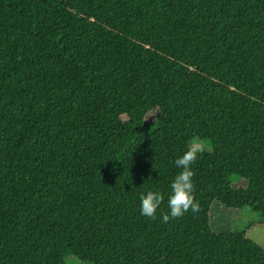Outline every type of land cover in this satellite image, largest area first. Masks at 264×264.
<instances>
[{
    "label": "trees",
    "instance_id": "obj_1",
    "mask_svg": "<svg viewBox=\"0 0 264 264\" xmlns=\"http://www.w3.org/2000/svg\"><path fill=\"white\" fill-rule=\"evenodd\" d=\"M215 202L264 219V0H0V264H264Z\"/></svg>",
    "mask_w": 264,
    "mask_h": 264
},
{
    "label": "clouds",
    "instance_id": "obj_2",
    "mask_svg": "<svg viewBox=\"0 0 264 264\" xmlns=\"http://www.w3.org/2000/svg\"><path fill=\"white\" fill-rule=\"evenodd\" d=\"M204 145L201 142L196 149L191 145L184 154L177 158L174 163L181 171L175 176L170 184L171 192L167 198L168 211L161 213L162 222L167 223L170 219L181 218L190 210L195 213L199 210V205L194 197V172L191 165L195 163L198 151H204ZM140 214L152 220L156 219L157 210L164 202L165 197L158 191H148L141 194L140 197Z\"/></svg>",
    "mask_w": 264,
    "mask_h": 264
},
{
    "label": "rangeland",
    "instance_id": "obj_3",
    "mask_svg": "<svg viewBox=\"0 0 264 264\" xmlns=\"http://www.w3.org/2000/svg\"><path fill=\"white\" fill-rule=\"evenodd\" d=\"M157 116V112H152L147 116L146 120L153 123ZM200 143V141L194 140L191 142V146L198 149ZM204 149L208 151L206 145H204ZM245 184L244 181L240 180L234 184V187H244ZM209 217L210 227L213 232L217 234L227 231L245 232L246 237L264 251V219L251 212L248 208H244L241 211L227 210L215 202L212 204ZM65 264H80V262L73 258H67Z\"/></svg>",
    "mask_w": 264,
    "mask_h": 264
}]
</instances>
